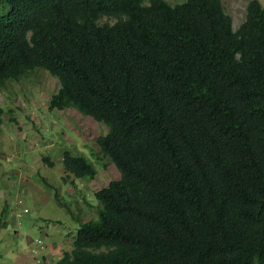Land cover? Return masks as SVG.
Masks as SVG:
<instances>
[{
    "label": "trees",
    "instance_id": "obj_1",
    "mask_svg": "<svg viewBox=\"0 0 264 264\" xmlns=\"http://www.w3.org/2000/svg\"><path fill=\"white\" fill-rule=\"evenodd\" d=\"M0 1V84L55 76L119 173L52 264H264V0L235 28L221 0Z\"/></svg>",
    "mask_w": 264,
    "mask_h": 264
},
{
    "label": "rangeland",
    "instance_id": "obj_2",
    "mask_svg": "<svg viewBox=\"0 0 264 264\" xmlns=\"http://www.w3.org/2000/svg\"><path fill=\"white\" fill-rule=\"evenodd\" d=\"M246 1L221 0L233 28L244 18ZM7 9L8 4L0 1V13ZM57 87V78L43 68L0 84V264H35L30 251L36 247L34 238L41 239L46 264H52L71 247L79 220L95 217L93 191L119 176L114 164L101 158L94 141L106 131L104 123L73 106L47 108ZM63 149L84 155L96 168L94 176L66 175L60 161Z\"/></svg>",
    "mask_w": 264,
    "mask_h": 264
},
{
    "label": "built area",
    "instance_id": "obj_3",
    "mask_svg": "<svg viewBox=\"0 0 264 264\" xmlns=\"http://www.w3.org/2000/svg\"><path fill=\"white\" fill-rule=\"evenodd\" d=\"M21 210L25 211V210H27V208L23 207ZM33 241H34L36 247H31L30 251L33 253L34 263L35 264H46L48 257L46 255L45 251L42 252V248H45V245L42 244V241L40 238H34Z\"/></svg>",
    "mask_w": 264,
    "mask_h": 264
}]
</instances>
